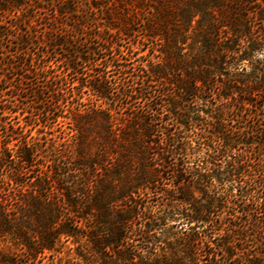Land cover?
<instances>
[{"label": "trees", "instance_id": "trees-1", "mask_svg": "<svg viewBox=\"0 0 264 264\" xmlns=\"http://www.w3.org/2000/svg\"><path fill=\"white\" fill-rule=\"evenodd\" d=\"M5 39L10 97L67 119L74 155L2 127L0 264L65 243L77 264H264V0H0Z\"/></svg>", "mask_w": 264, "mask_h": 264}, {"label": "rangeland", "instance_id": "rangeland-1", "mask_svg": "<svg viewBox=\"0 0 264 264\" xmlns=\"http://www.w3.org/2000/svg\"><path fill=\"white\" fill-rule=\"evenodd\" d=\"M116 38L117 37L114 36L112 40H115ZM95 41L92 39L86 38L83 35H80L78 38H75L73 43L81 42V43H84L85 47H87V45L96 47L98 44ZM119 43L121 44L122 49H125L129 42H128V39H122V40H119ZM148 44L149 43L145 44L143 47L146 48ZM1 45L3 46V51L5 52L8 49L11 51L15 49L14 44L6 39L2 41V44H0V46ZM104 45L107 46V44H104ZM42 49L44 48H40L39 50H42ZM0 52H1V49H0ZM96 52L99 53L98 57H102L105 55L104 51L102 50L99 51L98 48H96ZM106 54L108 53L106 52ZM142 55H144V52L134 47L133 53L129 55V54H126V52H124L123 58L129 59V61H131V63L133 62L134 65H136L137 63L141 61L145 63L147 62L148 59H150L149 55L148 56H142ZM54 56L55 55L52 53L51 56H48L46 59L49 62H51V67L55 68L59 72L60 70L63 69V67H66L65 62L64 61L59 62L57 65H55L52 60L53 59L52 57ZM61 57L63 56L58 55L59 60L61 59ZM87 57H89L92 60L94 58V54L92 53L87 54ZM5 59L8 60V55L7 57H5ZM1 67L3 66H1L0 64V77L6 74L9 80L7 81V83L0 82V91H2L1 87L4 88L3 92H0V103L6 104V106L9 107V109L11 110L9 112H5L4 114H0V117H2L0 119H2L3 121L1 122L0 120V124H1L0 132L3 129L2 127H6V129L9 130L8 132L12 133L11 129L13 128L14 134L12 133L13 138L10 140L11 141L10 145L13 147H16L18 143V138L16 137L23 138V139L28 138L30 141L37 143L41 151V157L39 161H45L46 163H48V160H51L52 158H54L56 154V151L54 150L64 151L62 153L65 154V156L64 157L62 156V159L63 161H67L66 156L71 155L72 157L74 155L72 153V147L70 146L69 148V145H71L73 139L71 137L72 132L70 130V126L66 123L67 119L58 117V121L60 123L56 124L53 130L50 128H44L42 125H40L38 120H37L38 124H35V125L28 124V122L31 119H34L39 116V111L37 110V107L41 106L40 102H38L40 100L31 99L32 97L28 99H19V100L14 97H10L11 95H14L16 93V89L14 88L15 86H18V88H20V86L18 85L19 78L18 77L14 78L16 76V72L8 71L7 67L5 66L3 67L4 69ZM82 70L85 71L84 69ZM109 73H113V71ZM29 75L31 77V80H26L24 82L25 83L24 86H27V87L36 86L37 87V85L44 84V82L40 78L36 79L31 74ZM86 98H87V95L84 94L83 99L85 101L88 100ZM91 100H94V99H91ZM41 120L45 121V119H41ZM37 129H40V130L37 131ZM249 131H251V129H249ZM15 133H19V134L16 135ZM53 136H56L57 139L61 141L59 144H57V146L55 145L56 146L55 148H52L51 146L52 141L50 140V137H53ZM9 139L10 138L8 137L0 136V140H9ZM67 148L69 150V153L66 152ZM206 151H207L206 148L201 147L200 154L203 155L205 154ZM71 157H70V160L72 159ZM195 157H196V154H192V158H195ZM222 216L224 215L221 214V217ZM184 221L185 220H180L179 222L182 223ZM223 221L224 220L221 219V222ZM174 222H175L174 220L170 221L167 227H170L171 225H173ZM175 224L177 225H173L174 227L170 228L172 232H176L179 229L178 221H176ZM191 225H193V223H191ZM66 244L68 247H65ZM73 247L74 246L72 244L65 243L63 246H58L56 251H46L44 255L38 256V258H36L35 260L28 259V257L22 253L23 250H20L19 248H15L11 246V249L9 250H10L11 257L14 261L13 262L14 264H77V260L75 259V254H74L75 251Z\"/></svg>", "mask_w": 264, "mask_h": 264}]
</instances>
